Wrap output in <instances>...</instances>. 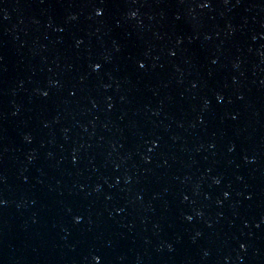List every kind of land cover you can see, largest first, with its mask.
Listing matches in <instances>:
<instances>
[{"label": "water", "instance_id": "water-1", "mask_svg": "<svg viewBox=\"0 0 264 264\" xmlns=\"http://www.w3.org/2000/svg\"><path fill=\"white\" fill-rule=\"evenodd\" d=\"M0 264H264V0H0Z\"/></svg>", "mask_w": 264, "mask_h": 264}]
</instances>
